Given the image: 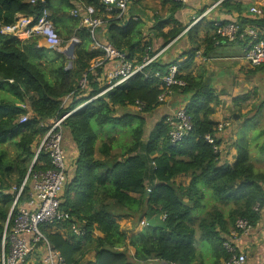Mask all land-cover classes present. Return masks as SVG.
<instances>
[{"label":"clouds","instance_id":"9594fccd","mask_svg":"<svg viewBox=\"0 0 264 264\" xmlns=\"http://www.w3.org/2000/svg\"><path fill=\"white\" fill-rule=\"evenodd\" d=\"M4 50L0 264H264V0H10Z\"/></svg>","mask_w":264,"mask_h":264},{"label":"trees","instance_id":"16d2710c","mask_svg":"<svg viewBox=\"0 0 264 264\" xmlns=\"http://www.w3.org/2000/svg\"><path fill=\"white\" fill-rule=\"evenodd\" d=\"M8 6H10V0H0V7ZM13 57L14 53L9 50L0 52V61H3V63H0V131L6 133L13 132V124L21 115L22 109L17 108L20 106V101L16 94L19 91L20 84L31 82L34 72V69L26 65L22 59H13ZM9 80H15L17 83L10 84ZM228 176L227 168H220L216 169L210 178H227ZM183 215L186 216L187 213L185 212ZM194 219L195 217H191L188 222L191 223ZM177 227H180V224H177ZM159 239L164 241L167 237L161 235ZM101 264H108V262L106 259H102Z\"/></svg>","mask_w":264,"mask_h":264},{"label":"water","instance_id":"95a60500","mask_svg":"<svg viewBox=\"0 0 264 264\" xmlns=\"http://www.w3.org/2000/svg\"><path fill=\"white\" fill-rule=\"evenodd\" d=\"M19 107V106H18Z\"/></svg>","mask_w":264,"mask_h":264}]
</instances>
